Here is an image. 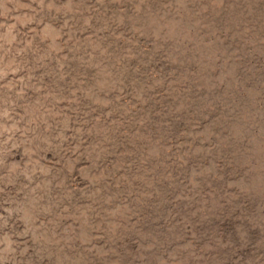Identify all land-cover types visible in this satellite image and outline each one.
<instances>
[{"label":"rangeland","instance_id":"1","mask_svg":"<svg viewBox=\"0 0 264 264\" xmlns=\"http://www.w3.org/2000/svg\"><path fill=\"white\" fill-rule=\"evenodd\" d=\"M0 264H264V0H0Z\"/></svg>","mask_w":264,"mask_h":264}]
</instances>
